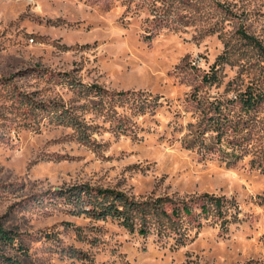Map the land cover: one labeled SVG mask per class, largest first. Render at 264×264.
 Here are the masks:
<instances>
[{"label":"rangeland","instance_id":"374dc122","mask_svg":"<svg viewBox=\"0 0 264 264\" xmlns=\"http://www.w3.org/2000/svg\"><path fill=\"white\" fill-rule=\"evenodd\" d=\"M248 91L264 98V0H0V226L26 250L8 256L264 264V99L247 111L235 97ZM84 184L140 201L209 194L229 212L141 236L76 214L62 194Z\"/></svg>","mask_w":264,"mask_h":264},{"label":"trees","instance_id":"16d2710c","mask_svg":"<svg viewBox=\"0 0 264 264\" xmlns=\"http://www.w3.org/2000/svg\"><path fill=\"white\" fill-rule=\"evenodd\" d=\"M241 34L247 43L263 49L254 38L247 36L244 32ZM205 80H208V76ZM95 89L105 92V89L100 86H95ZM119 95L120 99H125V103L131 105V108L138 107L137 110L143 109L148 104L147 98L137 97L138 95L133 97L134 94L131 92L119 93ZM236 99L247 111H251L260 105L264 98L261 94L248 91L242 93L239 98L235 97ZM24 103L25 105L29 104V102ZM45 105L47 104L38 103L34 108L39 110ZM48 106L51 107V110L55 109V105ZM102 107L103 104L99 106V108ZM54 114L61 121H69L79 131L83 130L80 122L69 115L68 110L63 111L56 108ZM221 123L219 120L211 122L212 127L217 129L221 127ZM117 128L125 132V126L121 123L117 125ZM62 196L73 205L76 214L94 219L112 218L130 232L138 233L141 236H148L153 231L165 238L183 236L187 233L189 225L201 227V219H224L229 212L227 199L209 194H203L193 200H173L171 197H166L140 201L128 196L123 191L95 188L84 184L69 189ZM19 238V233L0 226L1 264H23L17 258H12L7 254L8 250L26 251L25 245ZM79 254L74 252L71 253V256L77 258L80 257Z\"/></svg>","mask_w":264,"mask_h":264}]
</instances>
